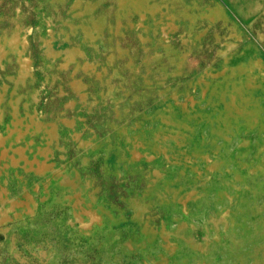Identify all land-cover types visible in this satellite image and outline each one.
<instances>
[{
    "label": "rangeland",
    "instance_id": "obj_1",
    "mask_svg": "<svg viewBox=\"0 0 264 264\" xmlns=\"http://www.w3.org/2000/svg\"><path fill=\"white\" fill-rule=\"evenodd\" d=\"M0 264H264V0H0Z\"/></svg>",
    "mask_w": 264,
    "mask_h": 264
}]
</instances>
